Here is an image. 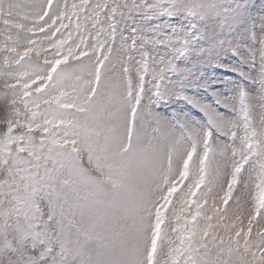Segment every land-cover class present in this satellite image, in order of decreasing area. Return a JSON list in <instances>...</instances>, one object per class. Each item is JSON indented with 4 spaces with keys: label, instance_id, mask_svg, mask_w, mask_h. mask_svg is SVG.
Listing matches in <instances>:
<instances>
[{
    "label": "snow or ice",
    "instance_id": "1",
    "mask_svg": "<svg viewBox=\"0 0 264 264\" xmlns=\"http://www.w3.org/2000/svg\"><path fill=\"white\" fill-rule=\"evenodd\" d=\"M0 264H264V0H0Z\"/></svg>",
    "mask_w": 264,
    "mask_h": 264
}]
</instances>
